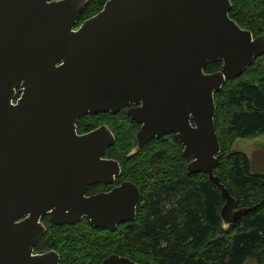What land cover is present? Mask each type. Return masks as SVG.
<instances>
[{
  "label": "water",
  "instance_id": "95a60500",
  "mask_svg": "<svg viewBox=\"0 0 264 264\" xmlns=\"http://www.w3.org/2000/svg\"><path fill=\"white\" fill-rule=\"evenodd\" d=\"M88 3L0 0V264H60L54 249L35 252L45 214L111 229L136 219L133 182L86 193L121 170L104 156L116 142L107 124L78 133L87 113L131 104L127 114L141 126L129 155L174 133L192 158L187 171L219 187L224 230L262 203L238 206L215 173V94L264 54V33L232 18L231 0H106L77 26ZM215 61L221 68L207 72ZM100 264L142 263L112 253Z\"/></svg>",
  "mask_w": 264,
  "mask_h": 264
},
{
  "label": "trees",
  "instance_id": "16d2710c",
  "mask_svg": "<svg viewBox=\"0 0 264 264\" xmlns=\"http://www.w3.org/2000/svg\"><path fill=\"white\" fill-rule=\"evenodd\" d=\"M106 0H89L78 18L97 13ZM230 16L254 35L264 33V0H231ZM210 62L207 72L221 68ZM215 124L221 160L215 173L236 197L238 206L261 205L228 229L222 227L224 202L219 187L204 172L189 173L190 156L174 133L155 137L129 155L136 146L138 123L123 107L117 113H87L78 123L79 133L107 124L116 142L106 157L120 161L125 177L142 189L137 217L114 232L97 229L84 218L76 224L57 225L49 216L47 230L36 252L51 249L60 264H100L112 253L142 264H264V171H253L246 152L233 148L237 137L264 133V54L237 77L227 79L215 94Z\"/></svg>",
  "mask_w": 264,
  "mask_h": 264
},
{
  "label": "flooded vegetation",
  "instance_id": "af4514ba",
  "mask_svg": "<svg viewBox=\"0 0 264 264\" xmlns=\"http://www.w3.org/2000/svg\"><path fill=\"white\" fill-rule=\"evenodd\" d=\"M20 94H18V96H19ZM130 106H132L131 104H128V105H126V106H124V108L126 109V111H127V109L130 107ZM81 119V118H80ZM80 121V120H79ZM79 123V122H78ZM136 123H138V122H136ZM138 125H139V127H138V129L140 128V126H141V124L140 123H138ZM77 131H78V126H77ZM138 131V130H137ZM86 132H88V131H86ZM78 133H79V131H78ZM107 152V151H106ZM106 154V153H105ZM105 156V155H104ZM106 157V156H105ZM109 158V157H108ZM192 159V158H191ZM119 161V160H118ZM120 162V161H119ZM120 165H121V170H120V173H119V175H116L115 177H114V179H112V180H110V181H108V182H96V183H93V184H91V185H89L88 186V189H87V191H86V193L88 194V195H91V194H97V193H100V192H108V191H112V190H114L115 188H117V187H119L120 185H122V183L123 182H126V181H131V182H133L134 184H136L138 187H139V189H140V191H141V196H142V189H141V186H140V184H139V182H134L132 179H130V178H128V177H125L124 175L122 176V174H123V166H122V164L120 163ZM140 202H141V198H140ZM140 202H139V204H140ZM139 204H138V206H139ZM138 206H137V209H138ZM44 216H49V218H50V220H51V216L49 215V214H45ZM43 216V217H44ZM42 217V218H43ZM136 217H137V213H136ZM84 218H86L90 223H91V220L89 219V218H87V217H84ZM83 218V219H84ZM82 219V220H83ZM134 220H130V221H127V222H121V223H118L117 224V226L115 227V229H111V228H109V227H97V226H95V225H93L92 223H91V225L92 226H94L95 228H97V229H104V230H106V231H111V232H114V231H116L117 229H119L122 225H124V224H128V223H130V222H133ZM44 222V221H43ZM51 222H52V220H51ZM78 222H81V221H78ZM78 222H76V223H78ZM53 223V222H52ZM76 223H63V224H76ZM45 224V223H44ZM55 224V223H54ZM63 224H57V225H63ZM46 225V224H45ZM47 227V226H46ZM39 243V242H38ZM36 247H37V245H36ZM36 247H35V250H36ZM52 250V249H51ZM36 252V251H35ZM44 252H46V251H44ZM37 253V252H36ZM38 253H41V252H38ZM119 254V253H118ZM120 255H122V254H120ZM60 263H61V255H60ZM101 263V262H100Z\"/></svg>",
  "mask_w": 264,
  "mask_h": 264
},
{
  "label": "rangeland",
  "instance_id": "374dc122",
  "mask_svg": "<svg viewBox=\"0 0 264 264\" xmlns=\"http://www.w3.org/2000/svg\"><path fill=\"white\" fill-rule=\"evenodd\" d=\"M233 148L247 153L251 159L253 171H264V133L256 137H237ZM248 264H255L249 261Z\"/></svg>",
  "mask_w": 264,
  "mask_h": 264
}]
</instances>
